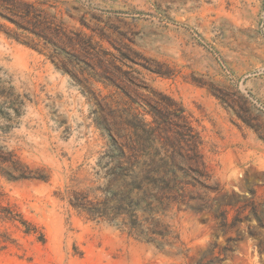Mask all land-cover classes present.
Instances as JSON below:
<instances>
[{"label":"rangeland","instance_id":"1","mask_svg":"<svg viewBox=\"0 0 264 264\" xmlns=\"http://www.w3.org/2000/svg\"><path fill=\"white\" fill-rule=\"evenodd\" d=\"M191 134L217 189L135 238L113 140L186 168ZM200 263L264 264V0H0V264Z\"/></svg>","mask_w":264,"mask_h":264},{"label":"trees","instance_id":"2","mask_svg":"<svg viewBox=\"0 0 264 264\" xmlns=\"http://www.w3.org/2000/svg\"><path fill=\"white\" fill-rule=\"evenodd\" d=\"M158 116L162 118L161 113ZM163 134L165 143L172 146V138L166 135V133ZM182 137L184 138V135ZM185 140L192 151L188 159L193 162L189 163L186 168L175 166L173 152L167 155L165 154L162 162L156 161L155 154H148V163L139 165L138 159L141 155L136 153V149L126 148L122 143H119L115 139L113 140L115 152L112 158L116 163V170L119 169L117 175L128 179L125 181H128L127 183L130 185L125 196L128 200L135 201L136 203L144 201L148 207V215L139 219L135 210H129L125 207L126 200L124 198L116 197L114 199V209L116 211L112 215L111 220L117 219L121 213H126L128 220H122V224L127 227L130 235H133L139 240L151 241L153 238H151L150 234L156 233L162 236L165 234L164 231L168 225H164L160 220L154 218V213L157 208L164 210L169 204L176 205L178 209L181 207L191 210H203L206 208L203 202L200 204L192 203L195 197L187 191L188 186H194L198 183L202 186H210V188L217 189V187L205 185L203 181L199 180V177L207 175L205 173V162L198 150L200 144L199 137L191 134ZM168 161H171V164ZM134 189L138 192L136 196H132ZM200 200L202 201V199ZM218 215L222 216L221 212ZM224 224L223 221H220L217 226L223 227ZM160 226L163 227L160 228Z\"/></svg>","mask_w":264,"mask_h":264}]
</instances>
